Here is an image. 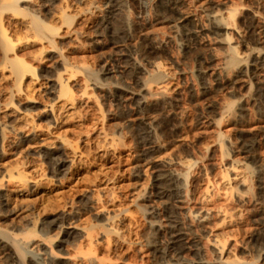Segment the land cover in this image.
Segmentation results:
<instances>
[{
    "label": "rangeland",
    "instance_id": "obj_1",
    "mask_svg": "<svg viewBox=\"0 0 264 264\" xmlns=\"http://www.w3.org/2000/svg\"><path fill=\"white\" fill-rule=\"evenodd\" d=\"M65 1L55 4L66 3L74 19L61 26L59 49L41 51L40 41L18 49L36 67L41 86L31 94L35 100L13 101L17 110L35 114L39 135L22 140L16 131L7 133L0 178L34 167L39 187L30 182L31 192L0 203V231L19 233L36 222L42 232L23 245L29 264H193L200 258L221 264L208 246L212 236L226 242L235 264H264V68L253 67L257 34L249 26L264 23V0H169L173 11L163 8L166 0ZM232 9L248 62L242 74L225 67L223 35L209 31L208 15ZM194 26L204 29L187 36L186 28ZM157 61L168 72L167 90L151 83L154 92L139 109L135 99L144 92L134 64L150 69ZM57 73L74 96L85 89L88 94L78 116L50 125L42 104L54 97L48 88ZM6 74L0 71V110L13 89L2 78ZM60 139L74 145L79 157L56 171L42 154L55 151ZM245 145H251L248 151ZM182 161L190 163L193 195L174 202L172 193L157 192L165 174L183 169ZM231 163L241 166L246 182H233L226 191L221 179ZM207 185L210 198L199 200ZM206 208L231 217L197 222L190 216ZM168 212L188 232V247L178 254L168 248ZM87 249L93 262L83 256ZM4 259L0 250V264H7Z\"/></svg>",
    "mask_w": 264,
    "mask_h": 264
},
{
    "label": "bare ground",
    "instance_id": "obj_2",
    "mask_svg": "<svg viewBox=\"0 0 264 264\" xmlns=\"http://www.w3.org/2000/svg\"><path fill=\"white\" fill-rule=\"evenodd\" d=\"M59 1L66 2L65 0ZM77 1L83 2L84 0ZM165 2H167V4L165 3L163 8L167 11H173V6L175 4L172 1L169 2V0H166ZM65 4L56 6L55 0H0V71L7 72L6 75H2V78L9 80L13 88L7 96L9 97V101L4 103L2 107L3 109L0 110V152L2 154L4 152V143L8 139L7 133L10 131L18 132L22 140L35 138L39 135L38 127L40 124L35 120V114L30 112L28 110L29 108L26 107L17 110L13 101L14 97L17 96H23L24 99L28 101L35 100L36 98L31 94L36 89V86H41L40 76L39 74H35L36 67L32 63L25 61V59L18 54V49L22 44L24 45L38 41L42 43L41 51L45 49V46L53 48L54 50L59 49L58 44L63 37L62 32H60L61 26L63 24L70 26L74 19V15L66 12ZM236 12L237 9H232L226 12L215 11L208 15L209 31L217 35H223V38L221 39L226 45V55L224 56L225 67L231 71L235 69L240 73H245L248 70V62H246L247 56L245 51L240 49V43L236 40L242 37L241 34L243 33L235 23ZM255 22L254 24L249 25L257 34V37L254 40V50L257 51V55L253 59V67L258 66L264 68V23H257L258 21ZM193 28V30L190 27L188 29L186 28L187 36H191L194 32H200L204 29L199 26H194ZM234 36L235 40L232 38ZM243 64H245L244 70L243 68L240 69ZM150 65V69H146L138 63L134 64L133 67L134 71L140 74V76L137 77V82L140 85L139 87L141 91L144 92V95L139 94L135 99L136 106L139 109H142L147 103V94L151 95L154 92L152 90L155 86L151 85V83L155 82L158 85V87L156 86L157 89L161 93H165L167 90L164 80L165 77L168 76V72L163 68L162 63L157 61ZM201 74V77L203 78L205 76H203L204 72L202 71ZM86 87H88V85H86L85 88ZM48 94H52L54 97L49 100L48 103L42 104V112L52 119L50 125H58L62 119L66 120L68 118H73L75 115L78 116V109L83 102H81V98L84 94H88V92L85 89L82 94L78 95V97L74 96L70 90L67 78L63 77L62 74L57 73L52 80V85L48 88ZM231 105L232 103L228 104L229 107H231ZM2 118H6V120L2 121ZM146 134L150 135L149 130H147L145 135ZM58 143L59 145L55 148V151H48L43 153L42 156L45 155L46 158L51 161L52 165H54L53 168L56 171H61V167H63L65 163H74L76 159L78 160L79 155L75 152L74 145L66 139H60ZM250 147L251 145H245L242 150L248 151L247 148ZM58 151L60 152V155L56 156L55 153ZM182 167L183 169L180 171H169V173L165 174L163 178L159 176V178L164 180L162 183L164 186L160 187V191L157 193L162 195L164 192L172 193L174 202H181L183 199L187 197L190 198L193 195V185L189 180L190 163L188 161H182ZM35 169L36 168L34 167L30 170L19 168L14 172L9 171L6 178L2 176V178H0V189L4 190L5 193L0 195V203L7 202L12 195L15 197L31 192V189H28L30 182H33L34 188L37 189L39 183L32 180L35 178V171L37 170ZM228 174L230 177H228ZM244 174L245 173L239 164L231 163L227 166L226 174L221 179V184L223 185L224 190L227 191L234 189L233 182H238L240 184L246 182V175ZM5 182L11 183L13 186L6 188L4 184ZM208 185L198 196L199 200L210 198ZM233 195L235 194L233 193ZM148 214L154 215V212H149ZM190 216L197 222H206L213 216H221L223 221L228 217H231L226 211H222L221 209L212 210L210 208L193 211L190 213ZM166 217L171 223L169 224V229L171 228V231H169L170 236L168 248L174 250L176 254H178L188 247L185 245L187 243H185L183 239V236L188 232H186L187 229H185V227L180 226L177 216L173 214V212H170ZM38 230L36 222H34L32 227H26L19 233H13L9 230L0 231V250L5 253L7 264H11L13 261L18 264H29L27 261L28 258H26V250L23 245L30 241L33 236H36ZM40 231L42 232V229ZM84 235L88 241V245L91 246L93 241L92 234L86 229ZM49 239L51 240V238ZM208 242V246L217 261L221 264L236 263V259H233L230 254L229 246L225 245L226 242L222 241L217 236L208 238ZM47 246L49 250L48 254L50 256L53 255L52 245L50 244ZM152 247L153 251H160L155 245H152ZM193 250L198 254L197 248L194 247ZM83 256L86 260H95L91 255L90 249H87V252L83 253ZM262 259H264L263 256ZM193 264H204V262H202L200 258V260Z\"/></svg>",
    "mask_w": 264,
    "mask_h": 264
}]
</instances>
